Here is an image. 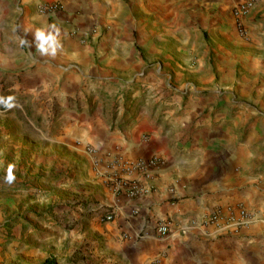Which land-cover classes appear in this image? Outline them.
<instances>
[{
    "label": "crops",
    "instance_id": "obj_1",
    "mask_svg": "<svg viewBox=\"0 0 264 264\" xmlns=\"http://www.w3.org/2000/svg\"><path fill=\"white\" fill-rule=\"evenodd\" d=\"M51 1L0 0V95L9 94L12 105L0 112L58 110L52 118L61 125L68 159L52 154L37 165L55 176L71 168L72 158L83 169V193L93 205L75 210L74 229L91 235L92 264H264V0H254L242 18V36L231 16L239 0H148L147 14L138 11L149 25L176 6L183 46L189 32L204 33L207 23L219 45L217 53L210 49L208 75L199 74V61L184 64L181 56L183 67L175 62L173 71L172 58L164 55V63L147 74L159 79L142 80L140 97L141 84L133 90L124 79L145 57L138 39L124 36L121 1L59 0L55 16L36 12ZM193 5L196 10H189ZM128 21L131 31L134 22ZM48 25L60 30L54 57L41 56L32 43L35 30ZM149 33L155 41V32ZM147 53L155 59L159 51L151 43ZM210 79H216L214 87ZM125 96L142 103L132 112L123 106ZM152 157L158 165L146 174L124 170ZM6 177L1 205L12 207L20 197L27 204L42 201L6 190ZM117 183L136 184L143 193L126 198L112 191ZM238 207L250 214L242 225H236ZM214 209L219 221L206 223ZM159 223L167 225L163 237L156 232ZM14 229L0 231V242L9 241ZM12 245L0 247V264H15Z\"/></svg>",
    "mask_w": 264,
    "mask_h": 264
},
{
    "label": "rangeland",
    "instance_id": "obj_2",
    "mask_svg": "<svg viewBox=\"0 0 264 264\" xmlns=\"http://www.w3.org/2000/svg\"><path fill=\"white\" fill-rule=\"evenodd\" d=\"M120 1L123 6L124 36L138 39L139 47L137 48L141 56L145 57L143 63L127 71V74L125 72L124 81L130 80L129 88L136 90L141 84V87L139 86L136 90L139 97L145 87V85L142 86V80H148L150 77L159 79L156 74L152 73V76H147V74L149 71H154L156 65L164 63V55L172 58V62L168 64L173 71L176 67L175 62L181 66L180 60L177 61L181 56L184 64L195 65L196 62L193 60L199 61L202 67L199 74L208 73L207 69L212 67L210 49L217 53V45H219L214 37L216 32L213 33L210 23L202 26L204 33L201 29L189 32V39L183 46L178 31L181 18L179 7H173L174 10L168 16L157 14L155 26H152L148 24L146 15L149 9L148 0ZM139 8L145 10L144 16L139 13ZM189 10L195 11V5ZM128 20L134 22V28L131 31L128 28ZM191 20L194 19L191 18ZM149 31L155 32V41ZM151 43L159 51L155 54V59L147 53ZM208 43L210 46L208 45V50H206L205 46ZM181 45L187 52L188 62L183 60L180 53ZM204 52L205 56L201 57V53ZM199 74L196 73L190 78L192 82ZM181 81L176 82V86L180 85ZM215 84L216 79H213L209 87H214ZM175 94L174 96H179ZM13 102L19 103L18 100ZM125 102L123 106H127V109L133 112L135 107L141 105L142 100L137 101V97L134 96L130 97L129 102L125 96ZM25 109L22 106V112L17 107L11 108L8 112H0V182H2V176L8 175L9 167H11L12 174L17 181L7 184L6 190L13 191V194H21L20 196L25 194L28 198H41L42 201L37 200L27 204L20 197L13 199L12 207L0 204V231L8 232L15 227L11 239L0 242V247L5 250V246L13 243L15 264H92L93 239L91 235L82 237V232L74 229L76 223L74 217L80 214L75 210H83L86 205H93L89 201V196L83 193L85 187L88 186L83 169L81 166L76 167L72 163V158L71 168H65L55 176L51 174L49 168L42 169L37 165L40 159L51 157L52 154H59L60 160L63 156L68 159L61 139V125L52 118L58 114V110L45 111L41 106L33 110ZM85 152L88 151L85 150ZM15 160L16 164L21 163V168L13 164ZM14 166H16L15 169L12 168ZM47 171L52 176L44 175ZM2 188L3 186L0 185V202L6 200L1 193ZM16 189L22 193H16ZM244 211L247 213L246 210ZM249 217L250 214H248V219ZM26 229H31V231L27 232Z\"/></svg>",
    "mask_w": 264,
    "mask_h": 264
},
{
    "label": "built area",
    "instance_id": "obj_3",
    "mask_svg": "<svg viewBox=\"0 0 264 264\" xmlns=\"http://www.w3.org/2000/svg\"><path fill=\"white\" fill-rule=\"evenodd\" d=\"M254 0H239L234 7L231 10V16L236 28L237 33L242 36L244 33V30L242 28L241 20L242 18L246 17L251 9L253 8ZM62 9V6L60 4L59 0H53L48 3L38 4L36 6V12L39 15L45 16V17H53L57 13H59ZM89 152L92 154L93 150L89 149ZM158 165V160L156 158H148L146 160H140L131 164H128L125 166L124 170H126L127 173H142L146 174L149 172L152 168L156 167ZM123 186V187H121ZM112 191L116 194H122L126 198H133L138 196L139 194L143 193L141 188L137 187L135 184L130 185H123L120 183H117L113 186ZM237 216H236V225H242L248 220V214L244 211L243 208L238 207L236 210ZM221 214L219 210H212L207 218L206 223H217L219 221ZM111 219L110 215L104 216L105 221H109ZM229 219V220H228ZM226 219V222L223 223V225L229 224L232 222V218ZM156 232L160 237H163L167 233V225L166 224H157L156 225Z\"/></svg>",
    "mask_w": 264,
    "mask_h": 264
},
{
    "label": "clouds",
    "instance_id": "obj_4",
    "mask_svg": "<svg viewBox=\"0 0 264 264\" xmlns=\"http://www.w3.org/2000/svg\"><path fill=\"white\" fill-rule=\"evenodd\" d=\"M60 30L55 25H48L37 28L33 33V44L41 56H55L57 50L61 47L59 40ZM20 44H29L26 39H20ZM31 47L32 45L29 44ZM11 99V98H9ZM2 102V101H0ZM11 104H6V107H11ZM15 176L12 174V169L9 167L6 181L12 183Z\"/></svg>",
    "mask_w": 264,
    "mask_h": 264
},
{
    "label": "trees",
    "instance_id": "obj_5",
    "mask_svg": "<svg viewBox=\"0 0 264 264\" xmlns=\"http://www.w3.org/2000/svg\"><path fill=\"white\" fill-rule=\"evenodd\" d=\"M0 110L4 109L6 107V104H9L10 99H9V94H4L0 95Z\"/></svg>",
    "mask_w": 264,
    "mask_h": 264
}]
</instances>
